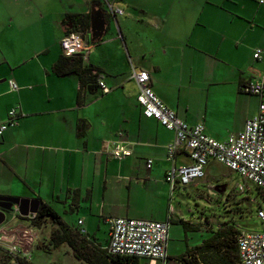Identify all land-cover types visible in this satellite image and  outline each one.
I'll return each mask as SVG.
<instances>
[{
  "label": "crops",
  "instance_id": "0c3cea01",
  "mask_svg": "<svg viewBox=\"0 0 264 264\" xmlns=\"http://www.w3.org/2000/svg\"><path fill=\"white\" fill-rule=\"evenodd\" d=\"M96 4L110 24L97 43L91 28L86 31L91 49L84 62L102 73L98 88L79 104L78 76H58L52 67L72 26L63 23L66 16L91 17ZM110 4L123 13H113ZM258 48L263 54L256 58ZM133 68L147 70L156 94L189 124H203L219 140L239 133L261 101L243 86L264 77V0H0V121L12 108L19 116L18 125L0 136V196L37 198L55 209L57 202L72 200V212H78L73 224L83 220L81 226L104 247L109 217L184 220L172 214L170 202L189 184L173 189L166 175L181 155H190L182 150L175 161L168 159L175 133L144 115ZM244 95H251L253 106L245 105ZM235 114H241L238 123ZM118 142L132 155L112 156ZM90 212L107 226L103 239L82 216ZM10 214L18 219L14 226ZM21 216L17 209L7 212L2 226L32 225Z\"/></svg>",
  "mask_w": 264,
  "mask_h": 264
},
{
  "label": "built area",
  "instance_id": "2783aa9c",
  "mask_svg": "<svg viewBox=\"0 0 264 264\" xmlns=\"http://www.w3.org/2000/svg\"><path fill=\"white\" fill-rule=\"evenodd\" d=\"M113 13H123L110 4ZM87 33L71 31L62 41L63 53L66 56H82L85 60L91 49V43L86 38ZM263 50L258 48L255 57L259 58ZM132 77L139 88L138 101L147 117L156 118L169 130L174 131V140L168 145V159L175 161L182 150H187L193 160L192 164L182 166L173 165L168 170L166 180L174 189L177 183L188 185L205 176V167L210 159H216L226 165L231 171L240 175L246 182H251L264 193V77L249 80L243 91L258 95L261 99L256 115L248 119L245 128L225 140H219L205 131V126L189 124L178 113L170 108L153 90L151 76L147 70L133 68ZM12 89L18 84L14 79L9 80ZM104 92L110 88L100 82ZM19 116L17 108L10 109L8 118L0 121V136L6 130L18 125ZM111 155L122 159L132 155V150L123 142L115 143ZM154 160L148 158L147 168L153 166ZM241 192L250 190L248 185L239 183ZM36 213L29 216L35 217ZM258 218L264 224V204H260L257 212ZM109 224V242L104 247L109 254L119 256H135L148 259L152 262L161 261L167 264L168 238L171 218L155 220L133 217L113 216L107 219ZM83 220L78 226L81 233L88 234L82 227ZM38 231L33 225H19L7 228L0 225V243L6 244V249L15 257L30 259L32 247L38 238ZM239 254L242 264H264V229L248 231L241 229L237 236Z\"/></svg>",
  "mask_w": 264,
  "mask_h": 264
},
{
  "label": "rangeland",
  "instance_id": "374dc122",
  "mask_svg": "<svg viewBox=\"0 0 264 264\" xmlns=\"http://www.w3.org/2000/svg\"><path fill=\"white\" fill-rule=\"evenodd\" d=\"M243 101L248 106L254 104L251 95H244ZM240 119L241 114H235L237 123ZM192 163L193 160L190 156L181 155L177 166ZM239 183L248 185L250 190L239 191ZM170 203L172 214L176 212L182 215L185 221L191 222L187 229L182 220L171 222L168 250L174 258L185 254L190 259L193 252L186 254L188 250L201 244L204 239L209 238L214 231L223 227L225 222L235 223L239 229L248 231L264 229V224L257 216L260 204H264L263 193L256 185L246 182L240 175L231 171L216 159L209 160L203 178L195 180L187 188H179ZM71 204L72 200L67 204L57 202L55 207L65 221L74 225L78 212H72ZM85 208L84 205L82 209L85 210ZM82 209L81 211H83ZM93 213L90 212L82 216L85 218L86 224L90 226L91 232H97L99 239H103L107 226L104 225L103 220L99 222L97 216H92ZM8 221L11 222V226L18 223V219L12 214L9 215ZM192 222L201 223L202 225H193ZM56 226L51 218L45 220L40 227L36 226L39 235L32 247V256L29 260L36 264H88L76 259L73 250L67 244H63L56 249L48 248L51 232ZM94 238L99 242L97 237ZM100 244L102 243L100 242ZM5 248L0 247V255L3 254ZM174 261L180 262L178 260ZM143 262L145 263L146 260Z\"/></svg>",
  "mask_w": 264,
  "mask_h": 264
},
{
  "label": "trees",
  "instance_id": "16d2710c",
  "mask_svg": "<svg viewBox=\"0 0 264 264\" xmlns=\"http://www.w3.org/2000/svg\"><path fill=\"white\" fill-rule=\"evenodd\" d=\"M90 18L89 13L68 14L63 23L72 26H68L66 32H86L91 28ZM84 61L85 59L82 56L62 54L52 67V71L58 76L72 73L78 76L80 87L77 99L79 104H84L85 94L88 91L94 92L98 88L102 73L101 68ZM80 127L84 128L85 123H81ZM260 191L262 192V190ZM79 193L78 189L74 190V203L79 202ZM21 217L31 220L32 225L35 227H40L45 220L51 218L57 226L51 232L48 248L56 249L63 244H67L73 250L76 259L88 264H145L144 260L147 263L150 261L135 256L109 254L104 246L95 240L94 235L81 233L78 225L67 223L52 205L44 201H41L35 217ZM182 223L186 229L190 224L185 220H182ZM229 223L231 222H225L224 226L214 231L209 238L204 239L201 244L188 250L186 254L193 252L190 259L185 254L173 259L180 261L182 264H242L237 242L240 230L235 223ZM13 258L14 256L5 248L3 254L0 255V264H36L27 258L21 257H15L16 261L13 262Z\"/></svg>",
  "mask_w": 264,
  "mask_h": 264
},
{
  "label": "water",
  "instance_id": "95a60500",
  "mask_svg": "<svg viewBox=\"0 0 264 264\" xmlns=\"http://www.w3.org/2000/svg\"><path fill=\"white\" fill-rule=\"evenodd\" d=\"M116 17V14H114ZM110 18L100 4L93 6L91 11V42H100L107 34ZM41 200L37 198H19L11 196H0V225L7 216V212L17 209L22 216H29L37 213L40 208ZM174 264H177L174 261Z\"/></svg>",
  "mask_w": 264,
  "mask_h": 264
},
{
  "label": "flooded vegetation",
  "instance_id": "af4514ba",
  "mask_svg": "<svg viewBox=\"0 0 264 264\" xmlns=\"http://www.w3.org/2000/svg\"><path fill=\"white\" fill-rule=\"evenodd\" d=\"M168 264H171L170 262H168ZM177 264H181L180 262H178Z\"/></svg>",
  "mask_w": 264,
  "mask_h": 264
}]
</instances>
